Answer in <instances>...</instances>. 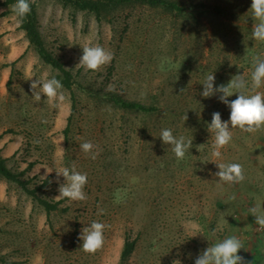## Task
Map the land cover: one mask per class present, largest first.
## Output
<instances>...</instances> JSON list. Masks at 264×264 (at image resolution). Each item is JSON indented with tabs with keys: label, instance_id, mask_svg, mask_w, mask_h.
Returning <instances> with one entry per match:
<instances>
[{
	"label": "rangeland",
	"instance_id": "obj_1",
	"mask_svg": "<svg viewBox=\"0 0 264 264\" xmlns=\"http://www.w3.org/2000/svg\"><path fill=\"white\" fill-rule=\"evenodd\" d=\"M33 1L46 46L71 70L74 86L62 89L58 106L34 99L32 81L58 71L30 44L14 4L0 0V151L15 172L37 162L25 178L32 188L48 181L38 195L59 206L48 215L0 179V264H195L230 236L241 240L244 264H264V230L250 212H264V129L232 130L222 158H214L208 124L214 112L229 121L230 108L219 93L201 95L212 74L216 88L244 74L245 94L264 92L251 87L254 59H264V41L252 35V0H174L196 7L193 14L136 3L101 20L58 0ZM86 45L112 52L111 64L75 69ZM114 95L156 110L123 109ZM163 129L193 141L183 160L163 144ZM84 142L95 146V159L80 149ZM219 163L241 164L245 180L219 182ZM73 166L87 174V199L55 200L66 183L56 171ZM93 221L106 227L103 248L91 254L79 237ZM127 239L135 248L122 260Z\"/></svg>",
	"mask_w": 264,
	"mask_h": 264
},
{
	"label": "clouds",
	"instance_id": "obj_2",
	"mask_svg": "<svg viewBox=\"0 0 264 264\" xmlns=\"http://www.w3.org/2000/svg\"><path fill=\"white\" fill-rule=\"evenodd\" d=\"M13 10L18 17H26L31 12V6L28 0H17ZM250 11L253 13L254 20L258 21L252 27L253 38L257 41H264V0H252ZM82 56L79 59L75 69L85 68L89 71H99L104 66L110 65L114 54L100 45L83 46ZM31 80V79H30ZM215 75H208L203 84L204 90L201 95L209 98L217 93L220 94V101L230 108V120L223 121L219 112L212 114L211 123L208 124V131L212 134L214 158H222V149L226 148L233 139L234 129L255 133L264 129V92L255 91L254 94L247 95L245 90L248 88V82L243 75L234 76L227 85L214 87ZM33 97L36 101L41 100V96L46 97L49 104L55 103L57 106L63 102V84L60 80L53 78H41L33 80L31 83ZM251 87L254 90L264 87V59L256 57L254 59V70L251 74ZM233 89L237 91H233ZM184 90L182 89L181 92ZM236 96V99L229 101V97ZM186 116V120H187ZM231 126V127H230ZM160 139L164 145H170L176 158L183 160L190 149L193 148L191 139L185 140V137H177L171 129H163ZM80 149L91 154L95 159L98 153L93 152L94 145L91 142H84L79 145ZM202 147L199 146L198 149ZM197 149V150H198ZM219 171L215 174L219 182L240 183L245 180L244 168L239 163H219L216 164ZM58 176H63L66 183L60 184L58 193L54 199H68L69 201H83L87 199L84 191L88 183L86 173L76 170L75 166L65 167L56 171ZM235 199V197H233ZM255 224L259 230H264V212L260 208L250 209ZM106 225L101 222L93 221L90 226L84 227L79 239L83 241L82 250L86 253L94 254L101 250L105 243L104 231ZM241 249H244L241 240L238 237L230 236L220 242L211 244L196 259L195 264H244L243 257L239 255ZM172 264H182L179 259L173 260Z\"/></svg>",
	"mask_w": 264,
	"mask_h": 264
},
{
	"label": "trees",
	"instance_id": "obj_3",
	"mask_svg": "<svg viewBox=\"0 0 264 264\" xmlns=\"http://www.w3.org/2000/svg\"><path fill=\"white\" fill-rule=\"evenodd\" d=\"M65 6L73 7L80 11H87L96 15L101 20L110 15L113 11L130 4H146L152 7L162 6L169 10L177 11L183 14L186 9L193 14V10L196 7L187 8L185 5L174 0H58ZM31 6V12L26 17H19L20 28L26 32V35L30 41V44L37 50L40 58L43 62L51 66L54 70L58 71V75L55 77L63 84V88L71 90L74 86V76L71 70L66 68L65 63L52 52H50L46 46V43L42 37V34L38 27V18L36 5L33 0H28ZM17 0H7V4H16ZM217 11L222 12L221 7H216ZM15 63L10 64L14 66ZM113 101L122 107L123 109L130 111L152 112L156 110L155 107H147L139 102L128 101L118 95H114ZM67 133V129L65 134ZM37 162L29 163L28 167L21 171L15 172L8 166V159L4 158L0 151V179L7 180L9 182L16 183L21 189L29 195L34 202L44 207L48 215L53 211H56L59 206V202H50L38 195V190L45 187L48 181H45L42 185L36 188L31 187V179H26L25 175L30 171ZM135 248V241L126 240L124 250L121 255V259H127Z\"/></svg>",
	"mask_w": 264,
	"mask_h": 264
},
{
	"label": "crops",
	"instance_id": "obj_4",
	"mask_svg": "<svg viewBox=\"0 0 264 264\" xmlns=\"http://www.w3.org/2000/svg\"><path fill=\"white\" fill-rule=\"evenodd\" d=\"M0 149H1V147H0ZM3 156V155H2ZM4 157V156H3Z\"/></svg>",
	"mask_w": 264,
	"mask_h": 264
}]
</instances>
